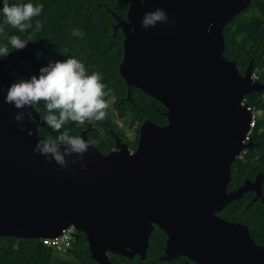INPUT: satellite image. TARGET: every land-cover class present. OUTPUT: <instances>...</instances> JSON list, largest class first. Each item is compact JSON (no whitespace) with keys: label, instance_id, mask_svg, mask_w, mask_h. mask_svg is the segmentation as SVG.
Instances as JSON below:
<instances>
[{"label":"water","instance_id":"water-1","mask_svg":"<svg viewBox=\"0 0 264 264\" xmlns=\"http://www.w3.org/2000/svg\"><path fill=\"white\" fill-rule=\"evenodd\" d=\"M116 1L128 4L116 26L124 35L119 75L163 106L166 125L145 120L133 152L122 145L102 154L90 144L83 171L79 164L59 171L31 150L42 127L35 110L23 121L33 130L28 136L12 119L17 110L3 102L15 79L7 65L32 54L0 59V237L53 240L72 229L96 264H113L109 255L144 260L155 226L166 236L167 261L264 264L248 228L218 215L248 192L252 201L261 196V174L227 191L230 165L251 148L243 98L264 91L251 64L240 75L223 57V28L250 0ZM156 7L174 23L141 27Z\"/></svg>","mask_w":264,"mask_h":264},{"label":"trees","instance_id":"trees-1","mask_svg":"<svg viewBox=\"0 0 264 264\" xmlns=\"http://www.w3.org/2000/svg\"><path fill=\"white\" fill-rule=\"evenodd\" d=\"M32 2L42 5L41 14L32 18L33 24L36 21L41 23L42 28L39 32L29 30L27 33H19L9 25H0V41L9 35H19L29 41L24 49L11 53L25 55L38 44L55 52L54 55L58 57L67 54L88 62V72L98 71L102 74L105 90L109 94L115 91L119 112L130 117V123L135 127L134 149L138 129L143 121L149 120L158 126L166 125V119L162 115L165 112L163 106L136 88H128L120 77L118 67L123 57V47L120 44L115 57L107 61L109 51L106 38L109 37L110 25L114 18L125 20L128 4L116 0H32ZM244 30L247 32L243 34ZM84 35L85 45L81 40ZM222 38L223 57L235 63L240 75L251 64L254 80L264 84V0H250L245 10L224 26ZM32 57L22 61L12 59L5 71L9 70L15 78H27L30 74H35L46 61H34ZM58 57L54 56L53 59H62ZM128 90L130 101L126 100ZM111 98L112 95L105 97L107 101ZM243 100L247 107L261 116L256 117L248 135L251 148L245 149L241 160L235 159L230 165L227 191H234L244 181L252 182L261 174L263 178L261 196L252 201L254 192H248L240 199L232 201L218 215L225 221L245 225L250 238L264 248V91L249 93ZM38 107L42 111L43 102ZM37 113L40 116V112ZM69 128L70 134L79 135L78 128L72 125H69ZM48 131L46 128L38 127V136ZM105 131L107 132L106 128ZM95 146L104 152L99 145ZM75 234L76 239H72L62 253L59 251L55 253L54 248L44 245L42 240L0 237V264H96L89 255L84 235L78 231ZM165 239L164 233L154 226L148 238L144 260H140L138 256L128 259L118 255H109V260L113 264H193L184 257L165 260Z\"/></svg>","mask_w":264,"mask_h":264},{"label":"clouds","instance_id":"clouds-1","mask_svg":"<svg viewBox=\"0 0 264 264\" xmlns=\"http://www.w3.org/2000/svg\"><path fill=\"white\" fill-rule=\"evenodd\" d=\"M42 5L32 0H0V25H9L19 33L39 32V21L32 23L33 17L41 14ZM141 27L148 29L174 23L168 13L159 7L146 11L141 18ZM211 29V24L209 28ZM27 39L19 35H9L0 41V59L9 53L22 50L28 45ZM36 59H43L35 74L27 78L17 77L8 85L3 94V102L17 111L12 119L21 132L33 135L31 128H26L25 117L31 122L32 112H40L39 122L49 131L40 136L32 146L33 154L42 156L45 163H53L57 170L63 171L69 165L79 164L80 171L85 168L84 154L91 141L80 135L70 134V124L83 125L86 121H101L109 107L105 99L109 92L102 83V74L98 71L88 72L85 63L75 56L52 59L37 49ZM254 76V75H253ZM43 102V110L38 107ZM248 138V136H247ZM76 174V170H72Z\"/></svg>","mask_w":264,"mask_h":264},{"label":"flooded vegetation","instance_id":"flooded-vegetation-1","mask_svg":"<svg viewBox=\"0 0 264 264\" xmlns=\"http://www.w3.org/2000/svg\"><path fill=\"white\" fill-rule=\"evenodd\" d=\"M118 24V18H114V22L110 25L111 30L109 32V37L106 38V42L108 43L107 46V51H109L108 55L106 56L107 61L110 59H113L116 55V51L118 50L119 44L121 47H123L122 42H123V33L121 28L116 27ZM91 32H98L94 30H89ZM83 45H85V35L82 36L81 38ZM121 41V42H120ZM39 49L42 52L45 53L46 56L49 58L58 57V55H54L55 52L49 50L48 48H45L41 45H34L31 48V51L28 54L21 55V56H26L29 55L30 53L33 54L32 59L34 61H40L43 59H36L34 56L35 51ZM123 49V48H122ZM86 55V54H84ZM69 55L65 54L62 57H67ZM122 56V53H121ZM58 57V58H61ZM81 60V59H80ZM45 61V60H44ZM82 62L85 63V66L88 70L87 64L88 62L81 60ZM112 95V98L108 101L109 107L106 109V116L103 120L101 121H92L88 122L86 121L83 125L80 124H70L75 128L79 129V135L82 133L85 135L86 139L91 141V145L95 147L97 150H99L95 144L99 145L103 149L102 154H107L112 151H117L122 145L126 146V149H128L130 152H133L134 149V141H135V127L134 125L130 123V117L129 116H124V113H120L119 111V103L115 101L116 96H115V91L110 93L108 96ZM126 99V98H125ZM130 101V91H127V99ZM131 107L133 108V104L130 102ZM37 113V112H36ZM38 114V113H37ZM119 122V123H118ZM122 122V125L127 129V130H122L120 131L119 128H122L119 126V124ZM105 126V127H104ZM105 128L107 129V132L105 131ZM73 235L76 234L73 232Z\"/></svg>","mask_w":264,"mask_h":264},{"label":"built area","instance_id":"built-area-1","mask_svg":"<svg viewBox=\"0 0 264 264\" xmlns=\"http://www.w3.org/2000/svg\"><path fill=\"white\" fill-rule=\"evenodd\" d=\"M244 103V100H243ZM247 110L251 112V123H250V128H249V132L254 124V121L256 119L255 116V111L249 107H247ZM249 135V133H248ZM247 135V136H248ZM245 153V150L241 151L240 154L238 156L235 157V159L241 160L243 154ZM72 229H68L66 230L60 237L53 239V240H42L43 244L46 246H49L51 248H57L59 250H62L63 252L66 250L67 246H69L70 241L73 239L72 238Z\"/></svg>","mask_w":264,"mask_h":264},{"label":"rangeland","instance_id":"rangeland-1","mask_svg":"<svg viewBox=\"0 0 264 264\" xmlns=\"http://www.w3.org/2000/svg\"><path fill=\"white\" fill-rule=\"evenodd\" d=\"M247 31L246 30H244V32H243V34L244 33H246ZM5 72H7V73H9L10 75H12L13 77H14V74L13 73H10V71L9 70H6ZM253 78H255L254 76H253ZM255 116L257 117V116H261V115H258L257 113H255ZM119 123V122H118ZM119 126H121L122 128H119L120 129V131H122L123 129L124 130H127L123 125H122V122L119 124ZM128 150V149H127ZM129 151V150H128ZM74 232V231H73ZM73 232H72V238L74 239V237H75V235H73ZM55 250V253H57L58 251L59 252H63L62 250H59V249H57V248H55L54 249ZM54 253V254H55Z\"/></svg>","mask_w":264,"mask_h":264}]
</instances>
